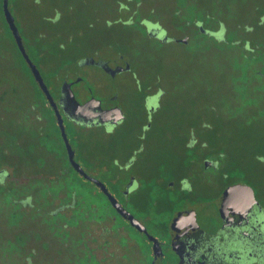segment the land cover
Masks as SVG:
<instances>
[{
	"label": "flooded vegetation",
	"instance_id": "1",
	"mask_svg": "<svg viewBox=\"0 0 264 264\" xmlns=\"http://www.w3.org/2000/svg\"><path fill=\"white\" fill-rule=\"evenodd\" d=\"M236 2L214 0L195 15L198 4L174 0V17L165 11L163 22L160 18L142 28L155 48L180 45L191 57L208 60L214 55L209 47H225L229 80H196L200 88L205 84L199 102L209 104L210 118L216 115L222 125H210L204 107L190 114L180 110L184 82L166 81L157 71L135 79L130 95L119 86L100 97L89 90L83 101L94 96L103 109L118 108L122 116L115 112L111 120L88 123L71 118L59 103L62 82H71L75 96L81 75L64 74L55 91L43 77L77 168L54 109L34 78L41 106L34 98L19 103L3 89L0 101L13 119L5 113L0 118V264H264V185L257 182L264 161L251 155L263 148L264 134L229 127L240 117L264 118V42L253 36L255 26L258 31L264 26V0L252 7L253 17L233 27L228 20L244 12ZM185 6L192 10L190 17L183 16ZM8 7L38 67L10 0ZM1 12L0 27L30 71L2 0ZM177 19L189 31L169 32L179 27ZM101 59L112 68L127 66L120 72L133 68L127 54ZM143 64L135 68L148 71V62ZM215 100L222 112L214 111ZM247 154L257 162L248 163Z\"/></svg>",
	"mask_w": 264,
	"mask_h": 264
},
{
	"label": "rangeland",
	"instance_id": "2",
	"mask_svg": "<svg viewBox=\"0 0 264 264\" xmlns=\"http://www.w3.org/2000/svg\"><path fill=\"white\" fill-rule=\"evenodd\" d=\"M39 4L38 12L34 10L31 14L29 11L28 4L29 0H20L18 2V15L20 20L30 23L37 20V15H57L62 20V23L71 28L75 24V28H83L86 24V20L90 22L89 26H85V31H82L79 36L77 48H71V56L76 58L79 55L91 54L96 58L113 59L118 56L119 53L129 55V60L133 64V68L130 71H124L118 73L115 77L107 75L101 68L96 65L88 64L78 66L77 63L71 61L68 63V67L65 70L54 72L51 65L47 60L43 61L39 65L40 71L48 81L50 88L54 91L59 85L60 79L64 74L78 73L81 75L83 81H78L74 86L77 91L75 98L83 103L84 97L90 90L96 97L104 95L109 87L119 86V91L126 92L129 95L133 88H135V79H147L150 76V72L157 71V73L166 81H176V84L185 85L186 89L184 97L180 100L179 108L184 113L196 112L198 108L204 107L205 114L210 112L207 106L209 104H203L201 98H205V84L204 86L196 85L199 81H211L222 83L227 82L230 78V68L228 57L225 55V50L221 45L209 47V50H214V55L210 53V57L207 60L203 57H191L190 50L185 49L183 46L169 45L166 47L157 46L154 47V43L150 42V39L143 35L142 28L155 26V22H158L161 17L164 16V12H172L173 0H139L138 12L134 11L135 6L131 0H60L57 7H51L50 3L44 2ZM54 1V0H53ZM188 4H198L200 8H197L195 15L200 14L201 10H205L208 6H211V1L214 0H186ZM235 7L238 10L244 8L243 14L239 15L236 20L231 17L228 20L229 24H233V27H238L240 23L247 20V16L253 17L252 7L258 0H236ZM246 6H244V4ZM120 3H125L126 6L129 4V9L123 7ZM206 11V10H205ZM38 13V14H37ZM208 14L207 12H204ZM129 14V19H127ZM159 15H161L159 17ZM210 15V14H208ZM159 17V19H158ZM173 17V16H172ZM171 17V18H172ZM246 18V19H245ZM39 19V18H38ZM75 20V21H74ZM163 22V18H161ZM169 20L164 22L168 23ZM179 27L177 30L169 28V32L182 35L184 29L189 28L186 26L184 29L179 19H177ZM39 25V20L37 21ZM159 23V22H158ZM71 26V27H70ZM231 26V25H230ZM259 26H255V33L253 36L258 37V41H263L264 37V26L258 31ZM81 31V30H80ZM3 33V32H2ZM4 34V33H3ZM151 45V46H150ZM160 47V48H159ZM159 48V49H158ZM177 49L174 53L171 50ZM14 47L10 40V37L6 34L0 38V91L1 89L9 90L7 94L9 98L17 97L19 103H23L24 99L28 100L34 98L37 105L41 106V95L35 87L28 71L24 68L20 59L15 55ZM222 50L220 56H216V52ZM189 53V54H188ZM136 56V57H135ZM135 57L134 59H132ZM144 61L148 62L149 68L143 70L141 68H135L137 65L140 67L144 65ZM15 67L11 68V65ZM199 78H195V77ZM80 77V76H78ZM192 86H195L194 88ZM191 89L195 91L196 96L191 95ZM191 92V93H190ZM212 96L211 94H209ZM196 98V99H195ZM194 99V100H193ZM7 100V99H6ZM4 100V101H6ZM21 100V101H20ZM33 100V99H32ZM153 103H149L148 106H152ZM154 105V104H153ZM214 109L218 112L221 111L222 105L217 104L216 100L213 104ZM9 107H3V103L0 101V118H3L5 113L6 118L13 119L11 117ZM42 112L41 109L37 110ZM210 112L208 114L209 123L222 125V121L215 120L216 115L213 118ZM213 114V113H212ZM222 115V114H220ZM0 119V120H1ZM196 119V118H195ZM205 121V120H204ZM1 122V121H0ZM224 122V121H223ZM210 125L208 127H210ZM215 126V125H214ZM225 126V125H224ZM205 127V125L203 126ZM228 127V126H227ZM230 128H246L251 129L249 135H263L264 134V118L256 116L250 121L239 118L236 121L229 122ZM254 152V151H253ZM251 153L256 158L264 161V146L259 151ZM248 163H256L257 159H254L247 154ZM255 161V162H254ZM264 166V165H263ZM262 175L257 178V182H262L264 185V170Z\"/></svg>",
	"mask_w": 264,
	"mask_h": 264
},
{
	"label": "trees",
	"instance_id": "3",
	"mask_svg": "<svg viewBox=\"0 0 264 264\" xmlns=\"http://www.w3.org/2000/svg\"><path fill=\"white\" fill-rule=\"evenodd\" d=\"M20 0H10V3L14 9V12L16 14L17 19L20 20V16L18 15V2ZM60 0H45L44 2L50 3V6L57 7L59 5L58 2ZM66 0H63L61 2H64ZM70 1V0H68ZM132 4L135 6L134 11L138 12V4L140 3L139 0H131ZM43 3V0H29L28 7L29 11L32 12L36 10L38 12V6ZM123 5V7H127L129 9V4L120 3ZM174 4V0H173ZM199 6V5H198ZM200 7V6H199ZM174 10L175 7L173 5V9L170 12L171 17H174ZM183 16L190 17L192 10H190L186 6L184 7ZM38 14V13H37ZM164 14V13H163ZM167 14V13H166ZM165 15V14H164ZM161 15H159L160 17ZM177 16V14L175 15ZM37 20L32 21L30 23H27L26 21H22L21 18V27L23 28V32L27 36V46L31 53L32 58L36 61L37 64H41L43 61L47 60L49 61L52 70L54 72H58L60 70H65V68L68 67V63L71 61H74L77 63L78 59L84 56H92L91 54H85V55H79L76 58L71 56L72 47L77 48V44L79 41V36L82 31H85V26H89L90 22L86 20V24L83 26V28H75V24L71 25V28H67L62 23V20L57 15H47L44 14L42 16H36ZM158 17V19H159ZM39 18V19H38ZM127 19H129V14ZM0 20H3L2 12H1V0H0ZM39 20V25L38 21ZM75 21V20H74ZM171 21V20H170ZM181 24H183V21H180ZM157 22H155L153 25H156ZM174 23L171 21V24ZM81 30V31H80ZM2 32H4V28L1 29L0 27V38L2 36ZM94 57V56H93ZM130 57V56H129ZM136 57V56H135ZM133 57L132 59H134ZM78 65V63H77ZM79 66V65H78ZM39 67V65H38ZM29 73V76L31 77V80L34 82L33 77L29 70H27ZM45 79V78H44ZM62 78L60 79V81ZM46 81V80H45ZM59 81V83H60ZM48 82V81H47ZM3 89L0 91V97L4 96ZM215 112H218L217 109L214 110Z\"/></svg>",
	"mask_w": 264,
	"mask_h": 264
},
{
	"label": "water",
	"instance_id": "4",
	"mask_svg": "<svg viewBox=\"0 0 264 264\" xmlns=\"http://www.w3.org/2000/svg\"><path fill=\"white\" fill-rule=\"evenodd\" d=\"M2 9H3L5 20L9 26V29L11 30L13 34L17 47L19 51L21 52L23 58L25 59L26 63L28 64L34 80L37 82L38 86L43 91L44 95L46 96L49 103L54 109V112L58 118L60 130L66 142L67 148L69 149L71 161L74 164V166L78 168L79 165L72 158V149L66 137L61 113L57 107V104L55 103L53 99L52 94L50 93L43 79V76L40 70L38 69L37 65L30 59L28 53L26 52L21 35L14 22V17L8 7V0H2ZM77 63L79 66L88 65V64L96 65L104 69L111 76H114L116 73L124 70L127 67V66L122 67V66L117 65L116 67L112 68L106 60L101 59V58L95 59L93 56L81 57L78 59ZM59 103L61 105V108L67 115H69L71 118L75 120L81 121L82 123L93 122L94 120H96V122H105V121L113 119L112 115L115 112H119L122 116L121 110L118 108H117V111L112 110V109H103L101 107L100 100L94 96H91L85 102L80 103L74 96V93L71 88V82H68L67 80H64L61 84ZM237 186L238 185H236V187Z\"/></svg>",
	"mask_w": 264,
	"mask_h": 264
}]
</instances>
